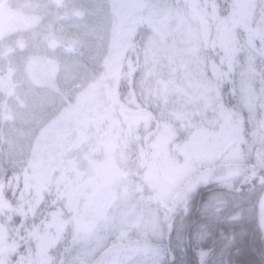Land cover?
<instances>
[{
	"label": "snow or ice",
	"instance_id": "1",
	"mask_svg": "<svg viewBox=\"0 0 264 264\" xmlns=\"http://www.w3.org/2000/svg\"><path fill=\"white\" fill-rule=\"evenodd\" d=\"M249 238L264 0H0V264H225Z\"/></svg>",
	"mask_w": 264,
	"mask_h": 264
},
{
	"label": "trees",
	"instance_id": "2",
	"mask_svg": "<svg viewBox=\"0 0 264 264\" xmlns=\"http://www.w3.org/2000/svg\"><path fill=\"white\" fill-rule=\"evenodd\" d=\"M248 254L240 257V251L238 248H233L225 252L222 257L225 264H238V257L245 261V264H264V248L261 247L259 242L249 238L247 241Z\"/></svg>",
	"mask_w": 264,
	"mask_h": 264
}]
</instances>
